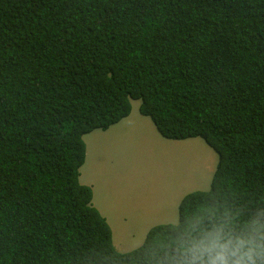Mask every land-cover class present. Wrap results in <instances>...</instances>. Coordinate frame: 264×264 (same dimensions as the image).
Listing matches in <instances>:
<instances>
[{
  "label": "trees",
  "instance_id": "16d2710c",
  "mask_svg": "<svg viewBox=\"0 0 264 264\" xmlns=\"http://www.w3.org/2000/svg\"><path fill=\"white\" fill-rule=\"evenodd\" d=\"M135 100L219 160L177 223L123 253L80 170L84 136ZM260 225L264 0H0V264H184L201 230Z\"/></svg>",
  "mask_w": 264,
  "mask_h": 264
},
{
  "label": "rangeland",
  "instance_id": "374dc122",
  "mask_svg": "<svg viewBox=\"0 0 264 264\" xmlns=\"http://www.w3.org/2000/svg\"><path fill=\"white\" fill-rule=\"evenodd\" d=\"M132 101L129 117L84 136L80 181L93 190V205L108 221L119 252L141 246L156 225L177 223L179 204L211 186L218 154L201 137L171 140Z\"/></svg>",
  "mask_w": 264,
  "mask_h": 264
},
{
  "label": "clouds",
  "instance_id": "9594fccd",
  "mask_svg": "<svg viewBox=\"0 0 264 264\" xmlns=\"http://www.w3.org/2000/svg\"><path fill=\"white\" fill-rule=\"evenodd\" d=\"M184 264H261L264 262V225L251 232L223 227L203 229L182 245Z\"/></svg>",
  "mask_w": 264,
  "mask_h": 264
}]
</instances>
